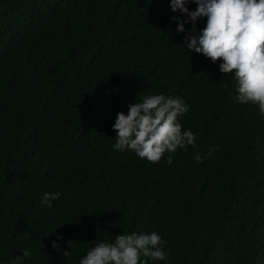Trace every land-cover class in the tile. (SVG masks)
Wrapping results in <instances>:
<instances>
[{
    "label": "trees",
    "instance_id": "16d2710c",
    "mask_svg": "<svg viewBox=\"0 0 264 264\" xmlns=\"http://www.w3.org/2000/svg\"><path fill=\"white\" fill-rule=\"evenodd\" d=\"M173 16L170 0H0V264H79L131 232L162 237L147 264H264V114ZM155 94L184 99L196 146L114 150L117 113Z\"/></svg>",
    "mask_w": 264,
    "mask_h": 264
},
{
    "label": "clouds",
    "instance_id": "9594fccd",
    "mask_svg": "<svg viewBox=\"0 0 264 264\" xmlns=\"http://www.w3.org/2000/svg\"><path fill=\"white\" fill-rule=\"evenodd\" d=\"M189 3H195L197 7L190 10ZM170 6L171 11L185 17L173 16L171 19L177 23V34L186 33L183 44L188 51L203 54L213 63L221 60L220 72L234 73L233 79L237 82L234 99L240 103L258 105L259 112L264 114V0H170ZM205 17V27L198 29V19ZM188 23L192 27L186 30L185 24ZM187 112L188 106L179 96H145L129 104L127 114L123 111L117 113L112 125L117 133L116 142L112 147L118 152L132 151L140 159L151 163H158L165 153H174L187 146L195 147V134L190 129L182 131L183 126L179 122V117ZM10 147L12 156L15 150L20 149L15 140ZM215 150L210 148L207 155L211 156ZM195 160L203 162L200 155H196ZM167 163H172L171 155ZM2 168L14 171V167L8 165V160ZM60 195L59 192H45L41 202L51 206V202L59 199ZM163 243L156 232L119 234L112 243L102 240L91 247L79 264H147L148 260L163 261L167 259L161 247ZM67 244L68 248L62 252L64 256L72 247V240ZM52 247L60 250L57 241L52 242ZM22 255L28 257L30 253L22 250Z\"/></svg>",
    "mask_w": 264,
    "mask_h": 264
}]
</instances>
